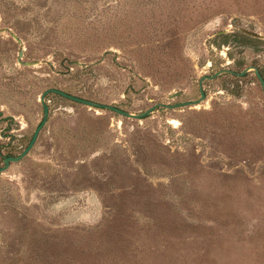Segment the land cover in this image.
<instances>
[{
	"label": "rangeland",
	"instance_id": "rangeland-1",
	"mask_svg": "<svg viewBox=\"0 0 264 264\" xmlns=\"http://www.w3.org/2000/svg\"><path fill=\"white\" fill-rule=\"evenodd\" d=\"M240 29L264 36V0H0V168L48 88L156 106L47 94L0 175V264H264V38Z\"/></svg>",
	"mask_w": 264,
	"mask_h": 264
},
{
	"label": "water",
	"instance_id": "water-1",
	"mask_svg": "<svg viewBox=\"0 0 264 264\" xmlns=\"http://www.w3.org/2000/svg\"><path fill=\"white\" fill-rule=\"evenodd\" d=\"M240 30L243 31L246 34H249V35L253 36V37L260 38V39H263L264 38V36L261 35V34H259V33H255L253 31H249L247 29H240ZM226 32H228V31L227 30L222 31V33H226ZM22 55H23V50L20 51V56H22ZM26 64L34 65L35 63L34 62L33 63L32 62H28ZM252 68L255 69L256 74H257V76H258V78H259V80H260V82L262 84L263 91H264V77H263V75L260 73V70L258 68H256V67H252ZM249 69L250 68H246V69H244L241 72H234L232 70H228V71L225 70L223 72H231V73L236 74L238 76H243L245 73H247L249 71ZM217 75H219V73H216L213 76H204L203 79H205V78H215ZM203 79L201 81H203ZM49 93H57V94L62 95L64 97H66V98H70L72 100L85 103L86 105H91V106L98 107V108L111 109L113 111H117L120 114H122V115H124L126 117H130V118H142V117H146L156 107V106H153L148 111H146V112H144L142 114H137L136 115V114H133V113H129V112L125 111V110L118 109L116 106H113V105H108V104H105V103H94L92 101H89V100L83 99L81 97H77L75 95H72V94H70V93H68V92H66V91H64L62 89H58V88H48V89H46L44 91V93L41 96V100L43 102V107H44V118H43V120L41 121V123L36 128V130H35V132H34V134L32 136V139H31L30 143L23 150V152L20 155H18V156H7L5 158V165L0 168V175H1V173L5 169H7L10 166L11 162H16V161L21 160L23 157H25L29 153V151L34 146V144H35V142H36V140H37V138L39 136V133H40L41 129L43 128V126L45 125V123L48 120V116H49L50 109H49V105L45 102V98H46L47 94H49ZM181 94H182V92H180V91L179 92H174V93L170 94V98H174V97L179 96ZM201 96H202V98L205 96V93H204V91H203L202 88H201ZM193 102L194 101H186V102L179 103L178 105H180V106L190 105Z\"/></svg>",
	"mask_w": 264,
	"mask_h": 264
},
{
	"label": "trees",
	"instance_id": "trees-1",
	"mask_svg": "<svg viewBox=\"0 0 264 264\" xmlns=\"http://www.w3.org/2000/svg\"><path fill=\"white\" fill-rule=\"evenodd\" d=\"M240 31V35H242L244 38H246V39H249V40H259L260 38H256V37H253V36H251V35H249V34H246V33H244L243 31H241V30H239ZM260 72H261V74L263 75V77H264V71L263 70H261L260 69ZM55 94H57V93H55ZM57 95H59V94H57ZM62 96V95H61Z\"/></svg>",
	"mask_w": 264,
	"mask_h": 264
},
{
	"label": "flooded vegetation",
	"instance_id": "flooded-vegetation-1",
	"mask_svg": "<svg viewBox=\"0 0 264 264\" xmlns=\"http://www.w3.org/2000/svg\"><path fill=\"white\" fill-rule=\"evenodd\" d=\"M245 69H246V68H245ZM260 73H261V72H260ZM245 74H246V73H245ZM245 74H244V75H245ZM256 75H257V74H256ZM257 77H258V76H257Z\"/></svg>",
	"mask_w": 264,
	"mask_h": 264
}]
</instances>
